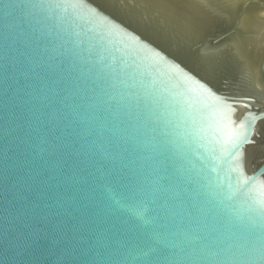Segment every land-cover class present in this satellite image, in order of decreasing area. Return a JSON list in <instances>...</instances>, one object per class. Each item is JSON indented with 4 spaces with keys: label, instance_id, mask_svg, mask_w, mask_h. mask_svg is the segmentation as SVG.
Returning <instances> with one entry per match:
<instances>
[{
    "label": "water",
    "instance_id": "1",
    "mask_svg": "<svg viewBox=\"0 0 264 264\" xmlns=\"http://www.w3.org/2000/svg\"><path fill=\"white\" fill-rule=\"evenodd\" d=\"M0 264H264V0H0Z\"/></svg>",
    "mask_w": 264,
    "mask_h": 264
}]
</instances>
